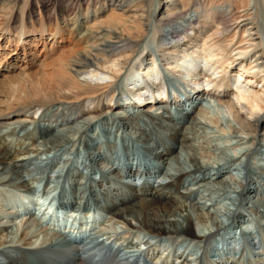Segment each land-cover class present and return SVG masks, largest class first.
Wrapping results in <instances>:
<instances>
[{"label": "bare ground", "instance_id": "1", "mask_svg": "<svg viewBox=\"0 0 264 264\" xmlns=\"http://www.w3.org/2000/svg\"><path fill=\"white\" fill-rule=\"evenodd\" d=\"M166 78L182 86L168 89ZM121 79L119 93L114 86ZM169 106L177 119L163 116ZM27 124L34 128L16 141L0 137V185L21 188L23 199L41 190L47 204L20 218L44 217L53 206H95L128 231L153 239L190 236L201 247L222 230L223 217L231 221L237 198L251 215L264 212V158L248 161L250 168L243 160L257 145L264 156V0H0V130L14 134ZM129 128L134 136L121 141L126 161L117 158L116 166L129 180L126 166L143 164L151 183L142 180L139 188L121 183L100 146L113 152L112 132ZM76 135H87L98 178L80 173L79 161L61 185L44 182V173L34 185L19 173L32 156L42 163ZM219 198L227 202L215 205ZM234 216L245 219L240 211ZM12 221L0 220V264H117L101 256L111 249L105 246L82 255L59 244L39 252L12 248ZM24 230L22 240L29 238ZM87 239L102 241L98 232ZM137 244L112 247L142 262L151 245L143 242V251ZM163 259L199 260L181 253Z\"/></svg>", "mask_w": 264, "mask_h": 264}, {"label": "rangeland", "instance_id": "2", "mask_svg": "<svg viewBox=\"0 0 264 264\" xmlns=\"http://www.w3.org/2000/svg\"><path fill=\"white\" fill-rule=\"evenodd\" d=\"M122 82L123 80L121 79L120 83L114 86L115 88L119 87V91H118L119 93L122 92L123 90L124 83ZM177 83L178 84L176 85V83L173 80L166 78V87L168 89L173 88L172 90H176L177 87L179 89V86H182V84L179 81ZM120 88H122V90ZM213 103L215 104V102ZM193 109L191 110L192 114H197L198 110L197 109L193 110ZM167 111L169 113L168 115L167 113L164 114L163 115L164 117L170 116L173 118V120L177 119V111L174 107L169 106ZM134 115L136 117L137 124L143 128L145 126L143 124L144 123L143 118H141L140 114H137L136 112L135 114H133V116ZM177 122L179 123L180 121ZM33 128H34L33 124H27V127L25 129L23 128H20L21 130L17 129L16 132H14V134L9 132V130H0V137L5 136L11 141H16L22 136L24 130H31ZM134 132L135 130L130 128L126 131H119V132L113 131L112 139L116 140V146L113 152L108 148L106 144L101 143L100 146H101V151L103 153V158H106L105 159L106 161H104L105 164H111L113 161H115L114 162L115 164L114 167H115L117 165L116 163L119 162L117 161V158L118 159L121 158L123 162L126 161L125 159L126 154L124 150L125 148L121 145V141L124 138L123 135L125 136V138L127 137L132 138L134 136ZM87 134H90V132H87ZM71 138H73L71 144L65 146V148L59 149L57 151H53L51 155H49L48 159L42 163L41 161L40 162L35 161L38 156L37 157L32 156L31 160L27 161L23 169L22 168L19 169V173L21 172V175L25 176V179L31 181L34 185L38 183L37 180L40 179L41 173L45 174L43 176L45 178L44 182L48 183L51 186H56L57 184L61 185L63 183L62 181L64 180V174L67 168L69 167V171H70V169H72V165L76 161H79V164L80 162H83L82 166L81 165L79 166V164L76 165L79 168L80 173L82 172V174L85 176L87 175L89 177L93 176L95 178H98L99 172L96 170V172L93 173V170L91 169V163L88 158L89 151L85 146L86 145L85 140L88 139L87 135L85 136V138L84 137L81 138L78 135L72 136ZM35 139L37 141V144L39 145V148L41 149V152H43L44 146H41L40 139H37V135H35ZM261 149L262 147L260 145H257L255 146V148L251 150V153L247 154L244 157L243 160L247 163V166L249 168L251 166V165L249 166L251 159L264 158V156L262 157L261 155V151H262ZM40 158H42V156ZM44 158L45 157L43 156L42 159ZM121 169L123 168H120V170ZM117 171L119 172V170ZM120 174L123 177V181L128 180L129 177L127 176L128 174L127 175L125 174V170L122 171V173ZM256 176L258 175L250 173V178L251 177L256 178ZM14 186H15L14 184L0 185V220L7 221L9 219H12L13 221L11 223L12 224L11 228H13L12 230L14 231L16 230L17 232L16 236H14L15 237L14 240L11 242V245L14 246L12 248L16 247V249L25 250L26 252L27 251L39 252L41 249L44 250V248L45 249L51 248L53 244H57L60 237V235L55 230H53L51 227L47 225H41L40 223L36 222L32 217H31L32 220L31 219L27 220V218L29 217L28 215L24 216L25 218L24 220L20 218V215L27 213V211L30 209H36L42 205L44 208V206L47 205L43 202L41 198V194H42L41 190L39 189L40 195L37 198L35 197L31 198L28 195L27 199H23L21 195H23L24 193L19 190L21 188L19 187L17 188L16 186L15 187ZM222 201L224 203L227 202V200L219 198V199H215L214 203L215 205L217 204L219 205L220 203H223ZM241 201H242L241 197L237 198L236 205H234L237 206V208L234 209L235 212L232 214V217L230 219L231 221L229 220L227 221L226 217L222 218L223 219L222 221L224 223V227L222 228V230L226 228L228 239H226V241H223L220 244L221 249H223L222 252L228 251V249H230V246L232 249H235V247H233L231 243L232 240H234L233 238L236 237L237 244L235 245L239 246V250L236 252L235 257H233V255H230V252H226L221 257L222 260H217V257L216 255H214V252H211L210 254L207 252L208 251L207 248L208 246L210 247V243L212 244L214 241L217 242V240L213 239V237L217 234V232L221 231V229L217 231H213V233L209 236L208 240H213V241L209 242L207 240L208 243H205L204 245L201 244L203 247L202 246L200 247L199 244L193 242L190 239V236H183L184 238L181 236L180 237L181 239L177 238L178 240L177 239L166 240V238L153 239L151 236L146 234L144 235L141 232L128 231L127 229L124 228L123 225L121 226L120 223H117L114 220H110L108 214L97 210L95 206H91L87 209L81 208L76 211H72L70 209H68V211L60 210L59 214L57 215H59L62 221H65L67 224L73 226L75 228V229L73 228L75 232H77L79 228H82L81 230L84 233L98 232V234H100L103 239L109 237L107 242H110L111 244L117 241L118 243L125 245L128 241H130L132 242V244L138 243L137 245H139L140 248H143L144 251V248L146 246H143V242L145 241L149 242L151 246L149 247L148 250H145L143 253L147 254L146 259H148V261L152 263L162 260V264H163L165 261L163 258L165 256L171 257L172 254L181 253L183 256L186 255L194 256L195 254H197L199 259L197 264H264V212L261 211L257 214V216H253L247 212L246 210L247 205L245 206V201L244 202ZM229 206H233V205L229 204ZM51 210L52 208L51 209L49 208L47 209V212L51 213ZM54 211H58L57 208L54 209ZM238 211H240L241 213H243V215H245V219L240 220L239 223L236 222V220L234 221L235 219L234 215H236ZM17 215H19V219L16 218ZM52 215L54 216L55 214L52 213ZM26 223H28L27 227L25 226ZM241 227H247L249 232L247 234L246 233L241 234L240 232ZM22 228L25 229L24 231L29 232V236H28L29 238L26 240L20 239V233L23 230ZM246 237H248V239L245 240ZM240 240L241 243L239 244ZM196 245H198L199 248L196 247ZM0 260H3L1 256H0Z\"/></svg>", "mask_w": 264, "mask_h": 264}]
</instances>
